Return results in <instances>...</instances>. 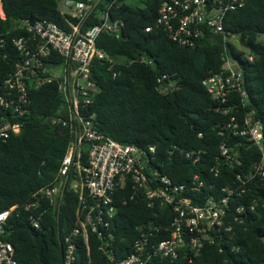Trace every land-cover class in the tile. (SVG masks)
<instances>
[{
	"label": "trees",
	"instance_id": "obj_1",
	"mask_svg": "<svg viewBox=\"0 0 264 264\" xmlns=\"http://www.w3.org/2000/svg\"><path fill=\"white\" fill-rule=\"evenodd\" d=\"M1 1L5 18H0V32L19 33L13 29L18 19L30 22L44 19L66 30L77 22L76 17L59 7L64 0ZM161 1L97 0L81 30L96 23L105 9L111 21L122 24L117 33L102 32L95 40V47L103 53V57L93 58L90 69L98 92L81 111L91 117L99 132L118 142L143 149L153 146L152 163L161 175L178 183L198 175L204 183L200 197L219 192L223 186H233L231 212H235L238 203H254L253 210L230 214L227 219L230 230L213 243L205 244L197 256L181 248L177 258L155 257L150 264H264V182L246 184L241 191L236 179L237 174L258 159L259 151L240 137L220 131L226 115L202 85L204 78L221 70L223 42L219 36L205 32L193 46L177 44L156 24ZM147 26L149 31L145 30ZM223 26L246 51L226 42L230 56L239 58L238 67L247 93L244 107L240 108L237 95L234 103L238 111H253L264 135V42L258 39L264 34V0H247L243 7L228 11ZM246 53L252 55V60L246 59ZM163 74L175 81V91L160 93L156 78ZM62 103L55 82L30 88V109L20 132L0 144V211L17 205L4 229L18 264H63V238L75 225L78 195L69 183L57 216L49 208L38 229L30 225L28 211L23 209L38 188L53 180L65 153L70 138L68 128L51 121L58 114L64 116ZM223 140L233 150L237 149L239 164L225 163L220 156L219 144ZM198 151L196 161L185 155ZM130 193L127 187L117 190L116 212L111 219L114 247L119 256L130 250L139 233L138 224L148 219L165 220L170 214L167 208L148 207L137 195L129 198ZM166 236V232H160L154 239ZM99 243L100 239L92 233H88L87 244L78 239L77 263L106 264Z\"/></svg>",
	"mask_w": 264,
	"mask_h": 264
},
{
	"label": "built area",
	"instance_id": "obj_2",
	"mask_svg": "<svg viewBox=\"0 0 264 264\" xmlns=\"http://www.w3.org/2000/svg\"><path fill=\"white\" fill-rule=\"evenodd\" d=\"M91 1H60L61 10L77 18L70 30L44 19L31 22L18 19L13 29L19 33L0 32V144L20 132L30 109V88L50 82L56 83L64 107V116L58 114L51 121L66 126L70 137L53 180L38 188L23 209L28 211L30 225L38 229L49 208L57 216L67 183L76 190L75 225L63 238V264H78L76 241L81 239L87 244L88 233L100 239L98 249L106 264H150L155 257L175 259L181 248L197 256L205 244L213 243L216 237L230 230L227 223L230 214L253 210L254 203H238L234 206L235 212H231L233 206L229 200L233 186H223L219 192L204 193L200 197L204 183L198 175L182 183L161 175L152 163L153 146L143 149L118 142L99 132L91 117L83 115L81 109L98 92L90 69L93 58H101L103 53L95 47V40L102 32L117 33L122 24L111 21L105 9L96 23L81 30L82 22L97 2ZM246 1L162 0L156 17V24L181 46H193L205 32L219 36L223 42L221 70L204 78L202 85L226 115L220 131L240 137L259 151L258 159L236 175L241 191L246 184L263 185L264 182L263 126L253 118V111H238L234 103L237 95L240 108L244 107L247 93L238 67L239 58L227 52L226 42L234 36L226 33L223 26L225 14L243 7ZM0 18H5L1 0ZM145 30L149 31L150 26ZM244 56L252 60V55ZM156 82L162 94L177 89L175 81L164 74L157 76ZM233 149L224 140L219 144L220 156L230 165L240 163L237 149ZM185 155L196 161L200 151ZM124 187L131 189L129 198L137 195L148 207L167 208L170 214L165 220L148 219L138 224L139 233L130 250L119 256L114 247L111 219L116 212L117 190ZM16 209L17 205H12L0 211V264H18L4 229L8 216ZM160 232H166L167 236L156 241L154 237ZM191 261L192 257L188 259Z\"/></svg>",
	"mask_w": 264,
	"mask_h": 264
},
{
	"label": "rangeland",
	"instance_id": "obj_3",
	"mask_svg": "<svg viewBox=\"0 0 264 264\" xmlns=\"http://www.w3.org/2000/svg\"><path fill=\"white\" fill-rule=\"evenodd\" d=\"M258 39H260V40H262V41L264 42V34H260V35L258 36ZM229 42H230L231 44L235 45L237 49H240V50L246 52L245 49H243L242 47H240V46L237 44V41H236L235 39H230Z\"/></svg>",
	"mask_w": 264,
	"mask_h": 264
}]
</instances>
